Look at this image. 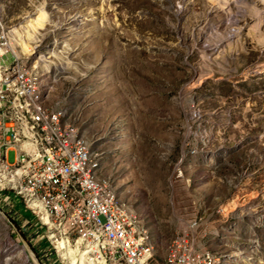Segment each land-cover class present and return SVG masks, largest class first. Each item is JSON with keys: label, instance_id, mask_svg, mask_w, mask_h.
Segmentation results:
<instances>
[{"label": "rangeland", "instance_id": "obj_1", "mask_svg": "<svg viewBox=\"0 0 264 264\" xmlns=\"http://www.w3.org/2000/svg\"><path fill=\"white\" fill-rule=\"evenodd\" d=\"M0 5L20 33L47 12L26 38L27 66L43 75L45 103L91 142L158 264L194 219L198 249L217 264H264V0ZM17 208L25 215L0 204V264H71L60 238Z\"/></svg>", "mask_w": 264, "mask_h": 264}, {"label": "built area", "instance_id": "obj_2", "mask_svg": "<svg viewBox=\"0 0 264 264\" xmlns=\"http://www.w3.org/2000/svg\"><path fill=\"white\" fill-rule=\"evenodd\" d=\"M19 41L20 23L6 24L0 5V204L12 216H24L17 208L24 182L52 206L56 227L44 226L34 200L33 206L21 200L25 210L54 237L57 228L69 231L67 247L73 249L76 264L82 259L87 264H157L147 254L141 226L133 225L128 214L110 203L108 193L93 185L89 164H81V156H89L88 146L78 142L73 130L56 129L58 107L36 113V91L18 51ZM11 150L16 151L13 163L8 161ZM197 220L183 228L171 248L173 256L164 264L208 263L211 258L197 246ZM59 245L53 242L57 252L66 250L61 241Z\"/></svg>", "mask_w": 264, "mask_h": 264}, {"label": "bare ground", "instance_id": "obj_3", "mask_svg": "<svg viewBox=\"0 0 264 264\" xmlns=\"http://www.w3.org/2000/svg\"><path fill=\"white\" fill-rule=\"evenodd\" d=\"M46 13L47 12H45L42 9V11L38 13L36 17H34L29 21V23L22 26L25 29L23 33H20V41H19L20 50L18 51H20L21 59H24V67L26 73H30V76L32 77L33 90L36 91L35 111L37 114H45L46 111H51V109L58 107L57 117H55L56 129L59 132H69V130H73V132H75V138L78 140V142H84L86 146H88L89 156H81V164H89V175L93 179V185L100 186L103 189V193H108L110 203L114 207L120 208V212H124L128 214L129 220H131V223L133 225L141 226L143 232L144 244L147 247V254L149 257L154 258L155 249L149 240L147 227L145 226L141 218L138 216V214L128 210L126 204L119 199L117 191L113 186L111 179L102 172L101 159L99 155L95 153V151L93 150L91 142L76 127L65 122V110L59 105V103L51 104V105H47L45 103V99L42 94V90L44 86L43 75L37 70H30V68H28L27 66L25 56H27L28 54H32L34 51V47L29 43V41H26V38L28 37L30 38L31 36H33L34 31L36 29H39V26L43 24V21L46 18ZM20 198L21 200H26V206H33V200H34L36 204V211L40 214L42 219H44V226L56 227V218H54L53 208L47 202L46 198H43V195L40 193L39 190H31L28 184L24 182H20ZM197 227H199V220H197ZM57 236L60 238L61 244L66 246V250H59L63 252V259L67 263L76 264V258H71V255L73 254V249H71V247H67V245H69L70 243L69 231L64 228H57ZM176 245H177V238L172 242L169 251L165 256L162 264H164L165 261H170V256H173V249L171 248ZM208 257L211 259L208 260L207 264H217L218 260L216 257L214 256H208ZM83 263L87 264L82 259L81 264Z\"/></svg>", "mask_w": 264, "mask_h": 264}, {"label": "crops", "instance_id": "obj_4", "mask_svg": "<svg viewBox=\"0 0 264 264\" xmlns=\"http://www.w3.org/2000/svg\"><path fill=\"white\" fill-rule=\"evenodd\" d=\"M23 214V213H22ZM23 215H25V214H23ZM28 217V216H27Z\"/></svg>", "mask_w": 264, "mask_h": 264}, {"label": "trees", "instance_id": "obj_5", "mask_svg": "<svg viewBox=\"0 0 264 264\" xmlns=\"http://www.w3.org/2000/svg\"><path fill=\"white\" fill-rule=\"evenodd\" d=\"M21 199V198H20Z\"/></svg>", "mask_w": 264, "mask_h": 264}, {"label": "water", "instance_id": "obj_6", "mask_svg": "<svg viewBox=\"0 0 264 264\" xmlns=\"http://www.w3.org/2000/svg\"><path fill=\"white\" fill-rule=\"evenodd\" d=\"M1 211V210H0Z\"/></svg>", "mask_w": 264, "mask_h": 264}]
</instances>
